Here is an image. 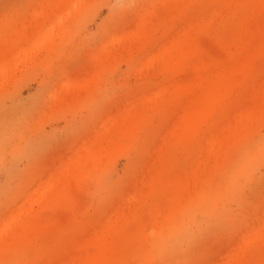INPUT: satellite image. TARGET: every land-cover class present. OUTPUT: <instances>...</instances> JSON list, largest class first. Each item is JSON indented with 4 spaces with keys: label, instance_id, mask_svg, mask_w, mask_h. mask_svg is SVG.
<instances>
[{
    "label": "rangeland",
    "instance_id": "rangeland-1",
    "mask_svg": "<svg viewBox=\"0 0 264 264\" xmlns=\"http://www.w3.org/2000/svg\"><path fill=\"white\" fill-rule=\"evenodd\" d=\"M0 264H264V0H0Z\"/></svg>",
    "mask_w": 264,
    "mask_h": 264
}]
</instances>
